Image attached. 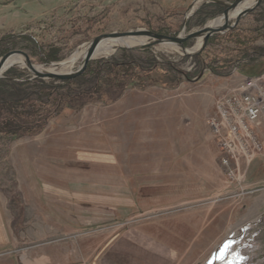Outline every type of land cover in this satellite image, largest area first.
Wrapping results in <instances>:
<instances>
[{
	"label": "rangeland",
	"instance_id": "1",
	"mask_svg": "<svg viewBox=\"0 0 264 264\" xmlns=\"http://www.w3.org/2000/svg\"><path fill=\"white\" fill-rule=\"evenodd\" d=\"M210 3L221 5L222 11L189 23L202 5ZM191 9L186 32L201 28L225 6L209 0H0V38L30 31L56 47L52 54L59 60L51 62H58L76 51L82 55L90 41L104 32L148 29L178 34ZM200 39L185 46L193 47ZM165 46L150 47V54L165 67L175 68L174 79L153 67L148 79L142 76L144 86H132L114 101L108 96L97 102L73 100L56 113L48 107L51 115L41 120L38 132L3 135L1 145L10 141L5 142L1 156L5 161L0 162V241L6 243L0 247V264H264V198L259 211H233L228 201L234 195L225 192L238 187L237 198L245 197V205L247 195H264V176L251 188L245 183L249 167L264 156L242 164L236 177L229 176L208 124L219 95L245 76L261 74L264 58L240 68L237 64L223 75L211 70L214 45L209 54L205 52L209 66L203 61L200 65L194 58L198 55L183 56ZM119 49L125 48L94 60ZM12 50H23L36 64L47 67L20 45ZM80 62L81 58L60 71L75 69ZM3 75L1 79L15 82L39 80L20 65ZM43 81L57 85L69 80ZM24 109L29 111L27 106ZM181 109L203 114L202 125L198 123L194 131L214 137L213 154L222 168L207 181L217 201L206 206L175 204L172 193L163 196L173 190L171 185L163 187L164 177L170 178L173 166L179 164L158 157L170 161L174 155L199 154L197 145L196 149L175 146L171 141L179 133L175 122ZM157 113L162 114L169 140L151 146L141 137V120ZM255 129L264 144V119ZM260 169L264 171V160ZM158 173L163 175L160 179ZM51 188L65 192L49 195Z\"/></svg>",
	"mask_w": 264,
	"mask_h": 264
},
{
	"label": "trees",
	"instance_id": "2",
	"mask_svg": "<svg viewBox=\"0 0 264 264\" xmlns=\"http://www.w3.org/2000/svg\"><path fill=\"white\" fill-rule=\"evenodd\" d=\"M221 11L222 6L219 4H204L190 17L189 23L195 17L215 16ZM249 17L255 19L254 22L247 24L245 20ZM171 32V30L162 31L166 34ZM260 40L264 42V0L246 14L233 30L211 37L203 53L194 58L200 65L205 62L209 66L205 52L209 54V48L214 45V53H210L213 56L210 58L213 64L210 69L216 74L226 75L237 64L240 68L243 64L264 58V43L260 44ZM15 45L16 47L20 45L21 48L27 50L32 56L39 57L42 61L59 60L56 54H52L56 47L50 42H41L30 31L17 35L4 34L0 38V56L16 48ZM150 51L149 48L119 49L112 56L92 61L83 74L63 84L53 85L41 79L25 82L1 79L0 162L5 161L1 156H3L4 146L10 141V139L4 140L6 144L4 142L1 145L3 135L13 137L29 131L38 132L42 128V121L51 115L48 107H53L52 113H56L64 103L69 105L73 100H80L82 103L97 102L102 101L104 96H108L110 101H114L128 88L137 85L144 86L143 78L148 79L149 71L153 67H160L174 79L175 68L170 64L165 67L164 63H159ZM26 106L29 111H25Z\"/></svg>",
	"mask_w": 264,
	"mask_h": 264
},
{
	"label": "crops",
	"instance_id": "3",
	"mask_svg": "<svg viewBox=\"0 0 264 264\" xmlns=\"http://www.w3.org/2000/svg\"><path fill=\"white\" fill-rule=\"evenodd\" d=\"M177 112L178 113L176 115H178L179 118L175 122V129L179 130V133H174L171 137V141L173 139L175 146H177V143L179 146H194V148L195 145H197L199 147V154L196 153L186 156H180L177 158L174 155L170 161H165L166 159L164 157H158V161L160 160L161 162L173 163V165L179 164L178 168L176 166H173L174 169L170 178L164 177V179L168 181L170 180L171 182L167 181L166 183L165 180L163 182V187L171 185L173 190L171 192L168 190L167 193H163L165 194L163 196H167L169 193H172V201L175 204L180 202V204H190L193 206H206L208 204H212L217 200L214 199L213 192L210 189V184L207 181L212 180L213 174H219L222 169L219 165L218 157L213 154V136L208 135L202 131H194L196 130L198 123L202 125L203 122V117H201L203 116V114L201 115L198 109H181ZM141 121V137L145 141H150L151 146H154L157 142H163L165 145L166 143H168V136H166V134L164 133V127H162L163 125H165L162 114H152L151 117L146 114V116H144V119H142ZM262 160L264 159L259 158L255 160L249 167L246 173L247 176L245 182L247 187L251 188L252 186H256V184H259L262 180L261 178L262 176H264V171L260 169ZM242 164H244V162ZM163 174L164 176H168L165 175L167 174L165 173V170ZM161 176L163 175H161V173H158V179H160ZM235 188L236 189L231 188L230 190H226L225 192L232 193L234 197L236 196L237 198L240 193H238V187ZM47 191L50 192L49 195H62L63 192H65V190L58 188H51ZM255 191L256 190H254L253 193ZM234 197L233 199L228 201L233 205V211L239 208L244 210L247 209L251 211H259L264 195L260 193L256 195H247V205H245L244 203L245 197L240 199H234ZM54 201L59 202V200L57 199H55ZM60 202L62 201L60 200ZM8 242L10 241L8 240ZM5 245V240L2 239L0 241V247L2 248ZM36 257L44 258V255L37 254Z\"/></svg>",
	"mask_w": 264,
	"mask_h": 264
},
{
	"label": "built area",
	"instance_id": "4",
	"mask_svg": "<svg viewBox=\"0 0 264 264\" xmlns=\"http://www.w3.org/2000/svg\"><path fill=\"white\" fill-rule=\"evenodd\" d=\"M208 124L217 137L222 164L231 177L264 156V144L256 132L264 119V72L245 76L242 82L219 95ZM243 174V173H242Z\"/></svg>",
	"mask_w": 264,
	"mask_h": 264
},
{
	"label": "water",
	"instance_id": "5",
	"mask_svg": "<svg viewBox=\"0 0 264 264\" xmlns=\"http://www.w3.org/2000/svg\"><path fill=\"white\" fill-rule=\"evenodd\" d=\"M209 1L221 3L225 6L224 11L220 14V15L225 16V21L223 25H221L220 27H210L207 25V23H205L199 29L186 32V29H185L186 22L188 18L191 16V14H193L194 12V10L191 9V11L186 15V19L184 21V26H183L182 31L175 35L159 34V33L152 32L151 30H148V29L104 32V33L97 35L90 41L87 47L86 54L83 57V59H81L80 65L77 68H75L74 70L68 71V72H61V73L44 71L46 69L40 70L37 67L38 64H36L33 61L31 56L27 52L23 50H11L7 52L6 54L0 56V79L4 78L3 73L5 71L3 73L1 71L4 68L6 62L13 55H22L25 58L26 63H27L26 67L33 74L32 79L39 78V79L46 80L48 82H56V83L74 79L80 76L81 74H83L87 70L90 63L94 59L97 58L96 56H94L97 47L102 42V40L109 38V37L145 36L147 38L146 41H144L143 43L139 45L130 46V47H124V46H121V47L128 48V49H144V48L155 47L158 45L166 47L165 45L172 44L177 47V49H173V51L178 52L179 49L185 51V53L183 54L180 53L183 56L199 55L201 51L204 50V48L207 45L208 40L211 37L222 35V34H225L233 30L235 27H237L240 20L246 14H248L253 9H255L263 0H253L251 4L245 7H242V8H241L242 4H244L246 1H249V0H234L230 2L224 1V0H209ZM236 12L237 14L234 15V13ZM198 37H202L203 39L201 47L196 52H193V53L188 52V48L185 46V43L190 40H196ZM45 65H47V67L59 68L62 65V61H58V62L46 61Z\"/></svg>",
	"mask_w": 264,
	"mask_h": 264
},
{
	"label": "bare ground",
	"instance_id": "6",
	"mask_svg": "<svg viewBox=\"0 0 264 264\" xmlns=\"http://www.w3.org/2000/svg\"><path fill=\"white\" fill-rule=\"evenodd\" d=\"M252 2H253V0L246 1L244 4H242L241 8L251 4ZM236 14H237V12L234 13V15H236ZM224 21H225V16L220 15L214 19L209 20L207 22V25L210 27H220L221 25H223ZM146 39L147 38L145 36L109 37V38L102 40V42L97 47L94 56L97 57V56L106 55V54L108 55V54L114 52L116 50V48H119L121 46H124V47L136 46V45H139V44L143 43L144 41H146ZM202 40L203 39L201 37V39L197 45L188 48V52H190V53L196 52L201 47ZM167 46H169L172 49H177V47L175 45H172V44H167ZM86 51H87V48L83 50L82 55H80L81 51H76L73 55L68 57L66 60L62 61V65L59 68L44 67L42 65H37V67L40 70L46 69L44 71H48V72H58V73L68 72V71H60V70H62L63 68L66 69L68 67H71L79 58L83 59V57L86 54ZM178 52L181 54L185 53L184 50H180V49L178 50ZM15 65L27 66L25 58L22 55H13L6 62L4 68L2 69L1 72L3 73L4 71L9 70L11 67H13ZM72 70H74V69H72Z\"/></svg>",
	"mask_w": 264,
	"mask_h": 264
}]
</instances>
